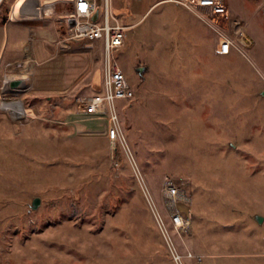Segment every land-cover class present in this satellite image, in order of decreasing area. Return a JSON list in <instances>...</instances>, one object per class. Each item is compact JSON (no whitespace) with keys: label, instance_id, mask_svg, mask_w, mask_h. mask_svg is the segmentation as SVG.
Wrapping results in <instances>:
<instances>
[{"label":"rangeland","instance_id":"rangeland-1","mask_svg":"<svg viewBox=\"0 0 264 264\" xmlns=\"http://www.w3.org/2000/svg\"><path fill=\"white\" fill-rule=\"evenodd\" d=\"M17 1L4 0L0 20L16 26L0 40V264H176L134 167L183 264H264V0H228L252 45L224 56L206 12L112 0L126 27L119 59L134 97L117 111L134 167L106 118L78 111L103 91V60L97 42L59 46L72 0H42L31 32L8 20ZM165 176L189 199L184 234Z\"/></svg>","mask_w":264,"mask_h":264},{"label":"built area","instance_id":"built-area-1","mask_svg":"<svg viewBox=\"0 0 264 264\" xmlns=\"http://www.w3.org/2000/svg\"><path fill=\"white\" fill-rule=\"evenodd\" d=\"M174 1L188 10L200 14L201 12L207 13V17H210L209 22L213 24V29L219 35L217 45L219 54L229 55L233 49L245 53V50L252 45L251 38L246 34L245 25L239 19L231 16L228 0ZM72 5L73 22L66 29L65 36L58 41L59 46L69 48L70 43L78 41L97 42L102 46L103 60V91L78 99V111L86 115L104 116L109 143L113 149L118 145L134 167L135 160L124 135L117 111V102L128 101L134 97V90L119 59L126 36V27L118 22L113 13L112 0H72ZM97 11L99 12L98 18L93 21L92 18ZM203 17L206 18L204 15ZM222 23L229 26V33H224ZM134 171L174 261L176 264H183L141 173L137 172L135 167ZM161 191L172 226L180 234L188 232L191 219L185 203H188L189 199L183 189L173 178L165 176Z\"/></svg>","mask_w":264,"mask_h":264},{"label":"crops","instance_id":"crops-1","mask_svg":"<svg viewBox=\"0 0 264 264\" xmlns=\"http://www.w3.org/2000/svg\"><path fill=\"white\" fill-rule=\"evenodd\" d=\"M3 4L4 0H0V20L2 19L1 10ZM9 7L13 13L8 14V20H10L14 24H26L25 26L27 27V30L31 32V29L33 30L35 24L40 21L43 3L42 0H22L20 2L17 1L9 4ZM25 7H27V9H25ZM15 29V25H13L12 27L6 26V28L0 25V40L3 38L4 34L6 35L7 33H11Z\"/></svg>","mask_w":264,"mask_h":264},{"label":"water","instance_id":"water-1","mask_svg":"<svg viewBox=\"0 0 264 264\" xmlns=\"http://www.w3.org/2000/svg\"><path fill=\"white\" fill-rule=\"evenodd\" d=\"M98 11L94 14V16H93V21H96L97 20V18H98ZM143 70L140 68V69H138V72H142ZM10 85H11V87L12 88H18L19 86H22L23 85V81L22 80H14V81H12L11 83H10ZM39 202V199H35L34 201H33V203H32V208H36L37 207V205L39 204L38 203ZM256 218V220L258 221V222H261L262 221V217H260V216H256L255 217Z\"/></svg>","mask_w":264,"mask_h":264}]
</instances>
